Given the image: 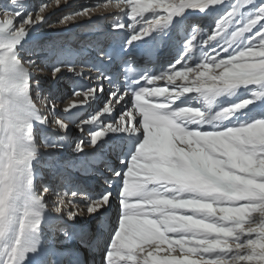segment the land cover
I'll list each match as a JSON object with an SVG mask.
<instances>
[{
	"label": "snow or ice",
	"instance_id": "obj_1",
	"mask_svg": "<svg viewBox=\"0 0 264 264\" xmlns=\"http://www.w3.org/2000/svg\"><path fill=\"white\" fill-rule=\"evenodd\" d=\"M225 2L100 0L51 25L49 14L70 0H46L35 11L28 0L0 3V264H56L47 241L60 234L89 250L103 243V264H264V116L245 122L238 115L254 102L264 107V0H228L211 30L192 25L159 75L130 79L129 71L120 88L84 65L96 75L73 88L83 99L69 101L63 113L104 102L75 125L78 162L56 160L69 121L33 75L42 54L58 47L31 39L37 26L63 29L100 12L113 21L109 36L126 35L122 47L129 49L188 10L206 13ZM249 5L252 14L241 20ZM64 69L84 77L76 64L53 67L51 77L62 79ZM240 89L250 99H221ZM106 150L119 151L120 164L107 166L100 193L69 188L67 170L90 172ZM43 157L62 187L39 183L34 162ZM114 206L115 223L101 240L103 221L93 233L85 218L105 217ZM78 218L70 235L64 224Z\"/></svg>",
	"mask_w": 264,
	"mask_h": 264
},
{
	"label": "bare ground",
	"instance_id": "obj_2",
	"mask_svg": "<svg viewBox=\"0 0 264 264\" xmlns=\"http://www.w3.org/2000/svg\"><path fill=\"white\" fill-rule=\"evenodd\" d=\"M28 2H29V4L31 5V7L28 9L29 11H31V9H32V7H34V6H37V4H41L42 2H46V0H32V1H30V0H28ZM100 2V0H70V4H69V8L68 7H66V8H64V11L63 12H60V13H62L63 14V16L60 18V19H62L65 15H68L69 13H71V12H74V11H77V10H79V7L81 6V5H84V6H86V5H92V4H96V3H99ZM1 3H7V0H3V2H1ZM227 7H228V0H226V2H225V4H223V5H219V6H217V7H215V8H212V9H209L206 13H200V12H194V11H191V10H188L187 12H185L184 13V15L183 16H178V17H176L175 19H174V21H173V25L172 26H170V27H174L175 25H176V27H177V35L179 36L181 33H182V35H184V29H186L187 30V35H189L190 33H191V27H192V25H194V24H196V25H200L199 23L201 22L200 20L201 19H199V17L201 16V14L202 15H204L205 14V16H206V14H208V13H212L213 14V16H214V18L215 19H218L219 18V16H221L222 14H223V12L224 11H226L227 10ZM63 9V8H62ZM58 10V9H57ZM111 9H108L107 11L109 12ZM56 11V10H55ZM51 14V13H50ZM49 14V15H50ZM100 14L101 13H98V12H96V13H94L93 14V16H92V19H91V21H92V23L93 22H95L97 25H95L94 23V25H95V28H94V25H93V27H90V28H88L86 31V33L87 34H85V35H88V32H90V30L91 29H96L95 31H97L98 32V35H104V37L103 38H105V39H107V41H105L104 43L106 44L107 43V45H105L104 47L102 46V48H101V51H102V53H105L106 51H107V49H109L108 48V46H110L111 48H117V47H119V46H121L122 47V45H123V40H122V38H124V36H126V35H121V36H119V37H115V38H112V37H110L109 36V33H111V23L113 22L111 19H108V20H105V19H101V18H98V16H100ZM197 17H198V19H197ZM184 18H186V20L185 21H183V22H180V21H182ZM201 18H204V16H201ZM59 19V20H60ZM192 19L194 20L193 22H194V24H192V25H188V23H187V21L189 22V21H192ZM50 20H52V19H50V18H48V21H50ZM101 21H102V23H101ZM59 22V21H58ZM82 22V21H81ZM99 23H101L102 25H106V27H107V25H109L110 27H109V29L107 30V31H105L104 32V30H102V27L101 26H98L99 25ZM51 24H55V22L54 23H51V22H49L48 23V25H51ZM73 24H70V26H72ZM76 25H77V23H76ZM79 25H80V22H79ZM185 25V26H184ZM215 24H212V26L211 27H206V26H203L202 28H204V29H208V30H211V28L214 26ZM98 27H100V28H98ZM46 28H50V26H47ZM68 27H65V28H63L64 30H66ZM184 28V29H183ZM42 27L41 26H37L30 34H29V36H30V38L32 39V37H34V38H36V39H38L39 37H38V35H40V34H44V33H41L42 32ZM63 29H59V30H57V29H53L54 30V32L55 33H53L54 35H52V34H48L49 36H48V38H47V40H46V44L51 40L52 42H51V44L50 45H53V46H55V44L53 43V39L55 40V39H57V38H59V34L61 33V32H64V30ZM183 29V30H182ZM43 30H45V29H43ZM71 30H73V29H71ZM45 31H47V30H45ZM44 31V32H45ZM94 31V32H95ZM93 32V33H94ZM66 33V32H65ZM84 32H82V34L81 35H84L83 34ZM67 35L68 34H70V33H66ZM52 35V36H51ZM86 40H88L87 38H83L82 39V41H84V42H82L81 41V45L82 46H85V42H87ZM88 44H91V41H89V42H87ZM95 43V42H94ZM55 48V47H54ZM123 48V47H122ZM67 49V48H66ZM73 51H75V50H73ZM77 53V52H76ZM102 53H100V55L102 54ZM53 53L52 52H50V53H47V54H42V56H41V59H42V61H43V64L41 65V68H42V70H46V71H51L52 70V68L53 67H55V66H58V65H64V64H67V65H70L69 63H67L66 61H64V60H62V59H59V57L58 56H56L57 57V60L56 61H53V62H51V60H50V57L52 58V60H55L53 57H55L54 55H52ZM80 54H81V52H80ZM200 53H199V50H197L196 52H194V55H199ZM99 55V57L98 58H101V56ZM77 58H79V59H81L82 58V56H80V57H77ZM109 58H111V57H109ZM110 61V62H109ZM109 61H105L104 62V65H105V63H107V66L109 65V64H111V62H112V60H109ZM116 62L114 61L113 62V64H115ZM95 66H97V70H100V66L101 67H103V64H101L100 66H99V64H97V63H93ZM48 67H47V66ZM45 66H46V68H45ZM79 66H81L80 68H77L79 71L81 70V68H83V72H84V77L83 78H81V77H75V78H71L72 76H73V74L72 73H68L67 71H66V69H64V75H63V77H62V79H60V80H57V81H55V83L53 84V86L52 87H57V85H61L62 83L61 82H63V83H66V84H69V86H71V87H77V86H79V87H85L87 84H89V82H90V80L88 79L89 77H95V75H96V73L95 72H93V73H91V72H89L88 71V68L87 67H84V65H79ZM169 65H167V67H168ZM110 71L111 72H113V69H110ZM100 72H103V71H100ZM108 72H106V73H104L105 75H108L109 76V74H107ZM42 76H44V74L43 75H41V77ZM179 83V82H178ZM42 84H43V82H42ZM46 83H44V85H45ZM161 84H163V82H161ZM43 85V86H44ZM48 85V84H47ZM115 86H117V85H115ZM118 87V86H117ZM57 89V88H56ZM55 91V89H53V90H51V91H49V94L51 95L50 97H49V99L50 98H52V96H55L56 98H58V99H53V101L54 102H58L59 100V103H57V105H58V112H59V115L60 116H62V117H64L65 115H67V114H65V113H63V108L65 107L64 106V104L66 103V98H67V96H66V94H64L63 92H61V91H58V92H54ZM246 96H249V94H248V92L245 90V89H240L239 90V92H238V94L236 95V96H234V97H232L231 99H229V98H227V97H225V98H221L222 100H223V102L225 103V104H233V103H236V102H239V101H243L244 99V97H246ZM70 98H71V96H69ZM78 97H74V98H71V99H68V101H72V100H76ZM100 102H101V99H97L95 102H90V105H91V109H88L87 111H85L77 120H75V121H69V131H68V133H66V134H64V133H61L60 134V137L62 138V141L63 142H66V141H70V144H73L74 145V147H75V144L77 143V142H79V139H81L82 138V133L76 128V123L79 121V120H81V119H88V118H90L92 115H94L95 114V111H97V109H99V105H101L100 104ZM38 106H40V107H42L43 106V103H42V101L41 102H39V104H38ZM239 116H240V120L241 121H245V122H247L248 120H249V118H257V117H260V116H264V107H262L260 104H259V102H254V103H251V104H249L248 105V108L247 109H245L242 113H240V114H238ZM69 119V118H68ZM125 151H127V148H125L124 149V152ZM78 155H76V156H79L80 155V153H77ZM118 162H119V164H120V160L118 159ZM118 164V165H119ZM43 165V164H42ZM42 165H39L40 167L42 166ZM46 167V165H44V167H43V170H48V168H45ZM41 169V168H40ZM49 172V171H48ZM113 209H114V207H113ZM113 209H112V211H113ZM112 211H110V212H112ZM115 215H116V211H115V213L113 214V215H109V221H110V219H112V218H115ZM109 221H108V224H110L109 223ZM77 223H79V218H78V221H77ZM42 228H43V225H42ZM64 238V237H63ZM62 238V239H63ZM58 240V238L56 239H54V237H51V236H49V238H48V241H47V243H48V246L50 247V248H52V249H54V248H62L63 246H64V248H68V245H66L67 244V242H65L64 241V239H63V241L62 242H58L57 241ZM77 245H79L78 244V242L76 243ZM64 255V252H62V251H60V252H57V256H55V257H53V259H55V261H56V264H59L58 263V258H60L61 256H63ZM78 260H79V263H81L82 262V259L80 258V257H78ZM102 262V260L100 259V260H98L97 259V256H95L89 263H84L83 262V264H100Z\"/></svg>",
	"mask_w": 264,
	"mask_h": 264
},
{
	"label": "rangeland",
	"instance_id": "obj_3",
	"mask_svg": "<svg viewBox=\"0 0 264 264\" xmlns=\"http://www.w3.org/2000/svg\"><path fill=\"white\" fill-rule=\"evenodd\" d=\"M30 1H32V0H30ZM1 2H3V0H0V3ZM257 2L259 3V0H257ZM40 4V3H39ZM39 4H37V5H39ZM82 6V5H81ZM84 6V5H83ZM66 7H68L69 8V5H65V6H63L62 8H60V9H58V10H56V11H54V12H52L50 15H49V18L50 19H52V20H50V21H48V23L49 22H51V23H58V21H59V19L63 16V14L62 13H60V12H63L64 11V8H66ZM36 10V6H34V7H32V9H31V11H35ZM252 12H253V6L252 5H249L247 8H245V9H243V11H242V14H241V17H240V19L241 20H244V19H246L247 17H249L251 14H252ZM98 13H100V12H98ZM101 15V14H100ZM43 29H45V30H47V31H45V30H43L42 29V31L44 32H46V33H48V34H52V35H54L53 33H55L54 32V30L53 29H55V28H52V27H50V28H46L47 26H41ZM57 30H59V29H57ZM45 33V34H46ZM51 35V36H52ZM95 38H97L95 35H93V37H92V39H95ZM56 40V39H55ZM90 40V39H89ZM94 41V40H93ZM39 42V41H38ZM52 42V41H51ZM51 42H49V44H51ZM54 42V41H53ZM56 52V54H58V53H60L62 56L64 55V57H66L67 56V54H65V52H64V50L62 49V44L61 45H59L58 47H57V50L55 51ZM52 55H55L54 53L52 54ZM52 57V56H51ZM50 57V60H51V62H53V61H55V60H52V58ZM45 68H46V66H45ZM76 76H72L71 78H75ZM52 78V77H51ZM77 78V77H76ZM54 81V83H55V80L52 78L51 79V83L53 84V81ZM48 82H49V80H48ZM47 83V82H46ZM62 84L59 86V85H57V89H55V91L54 92H58V91H61V92H63L64 94H66V96H67V98H66V100H68V99H70V97L69 96H71L70 94H71V91L69 90V85L68 84H66V83H63V82H61ZM33 95H34V93H33ZM35 96V95H34ZM244 100H246V99H250V96H246V97H244L243 98ZM102 103H101V105H99V108L102 106V104H103V102L104 101H101ZM99 109H97V111H98ZM96 112V111H95ZM64 145H65V143H63ZM70 147H73V145H71ZM64 148L65 147H63V148H61L60 150H64ZM59 150V151H60ZM61 152V151H60ZM59 155V156H58ZM57 156H58V158L60 159V160H62V158H63V156H61L60 154H58ZM62 157V158H61ZM56 238V237H55Z\"/></svg>",
	"mask_w": 264,
	"mask_h": 264
}]
</instances>
